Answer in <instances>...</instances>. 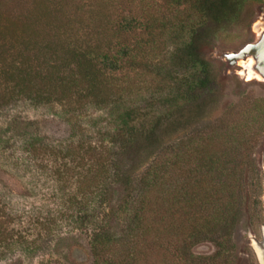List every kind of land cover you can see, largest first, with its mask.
<instances>
[{
    "label": "trees",
    "instance_id": "1",
    "mask_svg": "<svg viewBox=\"0 0 264 264\" xmlns=\"http://www.w3.org/2000/svg\"><path fill=\"white\" fill-rule=\"evenodd\" d=\"M167 1L122 2L118 12L121 0H0V112L21 101L70 112L68 144L32 136L24 147L71 184L73 215L92 225V264H237L238 229L264 209V96L227 105L226 82L203 54L220 33L248 26L264 0ZM169 39L171 59L156 64ZM145 90L161 100L149 115L134 103ZM90 106L110 116L100 137L78 129ZM203 243L214 252L196 253Z\"/></svg>",
    "mask_w": 264,
    "mask_h": 264
},
{
    "label": "rangeland",
    "instance_id": "2",
    "mask_svg": "<svg viewBox=\"0 0 264 264\" xmlns=\"http://www.w3.org/2000/svg\"><path fill=\"white\" fill-rule=\"evenodd\" d=\"M130 1L116 2L117 11L123 8L122 2ZM97 2L101 4L103 0ZM149 2L171 8L167 0ZM181 9L180 17L191 14L185 8ZM263 34L264 6L248 26L231 27L220 33L212 46L203 49L220 79L226 82L227 105L247 93L264 96V77L254 68V56L246 54L237 61L233 58ZM169 40L154 50L156 64L163 66L171 59L174 42ZM169 76L173 81L178 79L174 70ZM138 79L142 80L140 86L143 89L151 81L149 75ZM155 91L145 90L143 96L134 97V103L142 108L140 114L149 115L159 108L161 100ZM81 117L78 129H85L94 137L102 136V132L112 126L106 111L95 107L85 108ZM73 121L70 112L56 104L34 105L21 101L0 112V264L93 263L90 248L92 225L77 220L73 215L74 207L68 199L71 184L64 186L55 165L47 160L31 158L24 147L25 140L37 136L54 149H61L74 134ZM262 165L264 169V162ZM262 200L264 203V195ZM98 208L104 212V207ZM3 231L5 235H2ZM236 244L237 264H264V209L261 205L245 215L236 235ZM194 251L202 255L211 254L214 247L203 243Z\"/></svg>",
    "mask_w": 264,
    "mask_h": 264
},
{
    "label": "water",
    "instance_id": "3",
    "mask_svg": "<svg viewBox=\"0 0 264 264\" xmlns=\"http://www.w3.org/2000/svg\"><path fill=\"white\" fill-rule=\"evenodd\" d=\"M246 54L254 56L256 60V66L254 68L264 77V34L257 41L247 44L240 53L234 54L233 58L237 61L238 58Z\"/></svg>",
    "mask_w": 264,
    "mask_h": 264
},
{
    "label": "flooded vegetation",
    "instance_id": "4",
    "mask_svg": "<svg viewBox=\"0 0 264 264\" xmlns=\"http://www.w3.org/2000/svg\"><path fill=\"white\" fill-rule=\"evenodd\" d=\"M257 41V40H256ZM253 61H254V59H253ZM254 63H255V61H254Z\"/></svg>",
    "mask_w": 264,
    "mask_h": 264
},
{
    "label": "bare ground",
    "instance_id": "5",
    "mask_svg": "<svg viewBox=\"0 0 264 264\" xmlns=\"http://www.w3.org/2000/svg\"><path fill=\"white\" fill-rule=\"evenodd\" d=\"M256 61V60H255Z\"/></svg>",
    "mask_w": 264,
    "mask_h": 264
}]
</instances>
